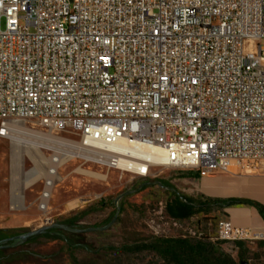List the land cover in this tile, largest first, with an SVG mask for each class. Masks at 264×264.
Instances as JSON below:
<instances>
[{
	"label": "built area",
	"instance_id": "1",
	"mask_svg": "<svg viewBox=\"0 0 264 264\" xmlns=\"http://www.w3.org/2000/svg\"><path fill=\"white\" fill-rule=\"evenodd\" d=\"M263 40L264 0H0V139L43 168L37 209L74 161L142 178L264 175ZM135 149L158 151L145 163Z\"/></svg>",
	"mask_w": 264,
	"mask_h": 264
},
{
	"label": "rangeland",
	"instance_id": "2",
	"mask_svg": "<svg viewBox=\"0 0 264 264\" xmlns=\"http://www.w3.org/2000/svg\"><path fill=\"white\" fill-rule=\"evenodd\" d=\"M1 27L4 28V20ZM261 45L264 47V40ZM12 148L7 140L0 139V240L51 223L65 224L67 220L74 222L75 226L70 227L79 229L106 226L117 213L115 200L126 192L133 193L119 200V216L109 229L87 233L61 231L64 237L39 235L1 249L0 264H167L157 253L143 247L160 238L202 239L220 247L238 262L239 254L245 253L244 263L264 264V237L253 234L252 239L242 241L220 238L221 208L209 206L186 218L173 217L167 210L168 203L177 195L193 199L201 195L228 198L226 180L260 174L232 168L234 174L214 172L198 178L192 171L162 168L157 176L142 178L74 161L61 168L50 210L42 214L35 200L42 188L43 175L23 190L25 207L10 209ZM22 163L26 172L32 168L26 156Z\"/></svg>",
	"mask_w": 264,
	"mask_h": 264
},
{
	"label": "trees",
	"instance_id": "3",
	"mask_svg": "<svg viewBox=\"0 0 264 264\" xmlns=\"http://www.w3.org/2000/svg\"><path fill=\"white\" fill-rule=\"evenodd\" d=\"M195 175L199 178L198 174ZM209 206L221 209L233 206L252 207L256 209L264 221V205L246 198H205L201 195L193 199L177 195L168 203L167 210L173 217L186 218ZM73 223V221L67 220L65 224L75 226L72 225ZM66 241L72 245L70 240ZM143 247L157 253L167 264H247L243 262L245 253L239 254L238 262L220 247L202 239L160 238L149 244H144Z\"/></svg>",
	"mask_w": 264,
	"mask_h": 264
},
{
	"label": "crops",
	"instance_id": "4",
	"mask_svg": "<svg viewBox=\"0 0 264 264\" xmlns=\"http://www.w3.org/2000/svg\"><path fill=\"white\" fill-rule=\"evenodd\" d=\"M225 186V197L251 199L264 205V175L237 176L234 180H226ZM221 210L220 219L230 220L235 226L251 229L254 232L258 225H264L255 208L233 206Z\"/></svg>",
	"mask_w": 264,
	"mask_h": 264
},
{
	"label": "bare ground",
	"instance_id": "5",
	"mask_svg": "<svg viewBox=\"0 0 264 264\" xmlns=\"http://www.w3.org/2000/svg\"><path fill=\"white\" fill-rule=\"evenodd\" d=\"M12 154H11V172H12V193L14 196L18 195L20 200L23 198V190L33 182H35L39 176L44 174V170L42 167H35L30 171L26 172L23 169V156L31 155V146L28 144L22 143L20 139L16 138L12 142ZM152 151H158V149L153 150H132V152L136 155V157L141 158L147 161L154 162V155H152ZM38 162L42 163L45 160L42 157L37 158ZM85 174H92L90 172H86L82 170ZM104 179L103 176H99ZM206 189V188H205ZM208 190V188H207ZM255 234L259 237H264V225H258L255 229Z\"/></svg>",
	"mask_w": 264,
	"mask_h": 264
},
{
	"label": "water",
	"instance_id": "6",
	"mask_svg": "<svg viewBox=\"0 0 264 264\" xmlns=\"http://www.w3.org/2000/svg\"><path fill=\"white\" fill-rule=\"evenodd\" d=\"M160 184V183H158ZM161 186H163L162 184H160ZM171 190H173L172 188H170ZM133 192H126L122 195H120L116 200H115V204L117 205V213L114 216V218L112 219L111 222H109L106 226L103 227H90V228H73L70 227L66 224H61V223H51L50 225H46V226H42L38 229L29 231V232H25L19 235H15L12 237H8V238H4L0 240V250L1 249H5V248H11L14 247L16 245H19L33 237L39 236V235H43V234H47L50 233V231L52 229H58V230H64L67 232H71V233H87V232H96V231H104L109 229L116 221L117 218L119 216L120 213V208L118 207V202L120 199H122L124 196L131 194Z\"/></svg>",
	"mask_w": 264,
	"mask_h": 264
},
{
	"label": "flooded vegetation",
	"instance_id": "7",
	"mask_svg": "<svg viewBox=\"0 0 264 264\" xmlns=\"http://www.w3.org/2000/svg\"><path fill=\"white\" fill-rule=\"evenodd\" d=\"M61 231H64V230L52 229L49 234H52L55 237H60V236L64 237Z\"/></svg>",
	"mask_w": 264,
	"mask_h": 264
}]
</instances>
